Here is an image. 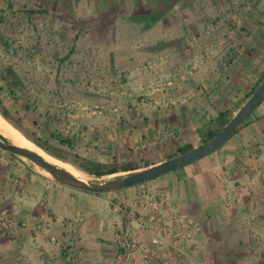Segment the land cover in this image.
Segmentation results:
<instances>
[{
  "label": "crops",
  "instance_id": "crops-1",
  "mask_svg": "<svg viewBox=\"0 0 264 264\" xmlns=\"http://www.w3.org/2000/svg\"><path fill=\"white\" fill-rule=\"evenodd\" d=\"M159 1L147 0L152 9ZM179 1V26L170 17L165 25L167 14H156V21L150 18L124 37L146 42L142 52H130L132 64L124 72L125 87L135 98L116 122L99 124L95 130L90 125L91 140L86 142V158L132 167L109 175L142 169L184 146L199 145L221 119L231 118L264 78V0ZM129 2L111 4L126 8ZM139 3L134 4L141 7ZM58 4L6 0L5 7L46 22V10ZM124 21H117L110 32L121 33L118 27ZM49 22L51 38L56 30L51 18ZM172 24L180 38L171 39ZM149 60L154 61L152 67L142 70ZM169 74L170 84L156 89L155 80ZM156 190L166 195V209L199 227L185 244L179 264H264V99L208 155L106 193L63 185L0 149V264H112L122 222L113 205H131L144 191ZM143 211L146 222L148 211ZM6 215L17 222L14 235L2 224Z\"/></svg>",
  "mask_w": 264,
  "mask_h": 264
},
{
  "label": "rangeland",
  "instance_id": "rangeland-1",
  "mask_svg": "<svg viewBox=\"0 0 264 264\" xmlns=\"http://www.w3.org/2000/svg\"><path fill=\"white\" fill-rule=\"evenodd\" d=\"M3 1L0 0V15L5 16L0 18V96L12 120L20 118V125L34 131L68 160L53 157L39 147L45 154L62 167L78 168L71 161H79L77 156H88L86 142L91 140L88 127L94 126L95 130L100 128L99 124L116 122L126 104L135 98L125 87L124 72L132 64L130 52H142L146 42L136 37L125 41L124 37L132 36L140 23L146 24L150 18L156 21L153 20L156 14H167L165 25L170 17L179 26L180 22H176L183 17L179 12L180 1L160 0L152 9L147 0H125L130 1L126 8L122 4L112 6L113 0H59L57 9L46 10L47 21L51 18L55 23L56 32L51 38L47 35L50 22L47 25L40 16L24 14L18 8H5L6 0ZM135 1H140L141 7ZM145 12L152 14L141 19L140 14ZM121 17L125 21L118 30L122 32H110ZM175 25L172 24L171 39L180 38ZM177 41L182 43L180 39ZM14 76L18 83L11 86L12 94L8 89ZM51 132L62 136L75 134L80 141L70 149L51 137ZM114 176L86 178L99 182Z\"/></svg>",
  "mask_w": 264,
  "mask_h": 264
},
{
  "label": "built area",
  "instance_id": "built-area-1",
  "mask_svg": "<svg viewBox=\"0 0 264 264\" xmlns=\"http://www.w3.org/2000/svg\"><path fill=\"white\" fill-rule=\"evenodd\" d=\"M154 61L141 65L149 70ZM191 67L190 69H194ZM173 75V74H172ZM171 76L155 80V88L161 90L170 84ZM167 198L162 191H144L131 205L116 203L113 210L122 219L116 232V249L112 264H179L184 247L199 227L191 218L182 216L173 209H166ZM143 210L148 211L145 222ZM147 223V225H146ZM2 224L14 235L17 222L10 216L2 218ZM145 231V234L142 233ZM55 241V237L51 236Z\"/></svg>",
  "mask_w": 264,
  "mask_h": 264
},
{
  "label": "water",
  "instance_id": "water-1",
  "mask_svg": "<svg viewBox=\"0 0 264 264\" xmlns=\"http://www.w3.org/2000/svg\"><path fill=\"white\" fill-rule=\"evenodd\" d=\"M263 99L264 78L252 90L251 94L247 97L241 107L231 116L230 119H228V121L214 136L203 141L197 146H194L184 152L177 153L176 155L166 158L161 162L142 169L118 174L110 179H103L99 182L93 181L88 178L81 179L67 169L47 161L35 151L14 144L9 138L1 133L0 149L8 151L15 156L31 162L42 172L46 171L49 174L48 176L51 177L54 181L59 182L63 185L92 193H106L158 177L181 166L192 163L205 155H208L209 153L220 147L234 133V131L252 114L255 108L263 101ZM82 172L85 174V176L91 175L87 172ZM95 177L98 179L103 178L102 175Z\"/></svg>",
  "mask_w": 264,
  "mask_h": 264
},
{
  "label": "trees",
  "instance_id": "trees-1",
  "mask_svg": "<svg viewBox=\"0 0 264 264\" xmlns=\"http://www.w3.org/2000/svg\"><path fill=\"white\" fill-rule=\"evenodd\" d=\"M1 21V19H0ZM69 53V52H68ZM67 57L64 56V59ZM1 71H0V76H1ZM3 79V78H2ZM18 81H17V77L14 76L13 79L11 80V85L8 89L9 93L13 94V88L11 86H15L17 85ZM24 107H26V109H28V105H24ZM0 114L6 119L8 120L15 128H17L20 132H22L26 137H28L33 143H35L37 146H39L40 148H42L44 151H46L48 154L52 155L53 157H56L58 159L61 160H68L66 156H64L62 153L58 152L57 150L52 149L48 144L46 140H42L41 137L37 136L36 133L34 131H28L26 130L22 125L19 124L18 121H20L19 119L17 120H12L10 118V114H9V110L7 109L6 105L4 104L1 96H0ZM227 119H221L218 123V125L207 131V133L205 134V136L203 137L202 141H205L207 139H209L210 137L214 136L221 128L222 126L227 122ZM33 124L38 125V123L36 122V120L32 121ZM45 126H47V124H45ZM236 131V130H235ZM51 137H54L59 144L64 145L70 149H72L80 140L79 137H76V135H54L53 132L50 133ZM192 148L191 146L187 145L184 146L182 148H180L178 150V153L184 152L188 149ZM77 159H80L79 161H71V164H75L79 169H81L84 172H87L91 175L94 176H101V175H109L112 173H115L119 170L121 171H126V170H130L132 169V167L128 164H124L121 165L120 167H118L114 162H110V163H104V162H99L90 158H86V157H80L77 156ZM119 168V169H118ZM142 183V182H141Z\"/></svg>",
  "mask_w": 264,
  "mask_h": 264
},
{
  "label": "bare ground",
  "instance_id": "bare-ground-1",
  "mask_svg": "<svg viewBox=\"0 0 264 264\" xmlns=\"http://www.w3.org/2000/svg\"><path fill=\"white\" fill-rule=\"evenodd\" d=\"M0 133L3 134L4 136H6L7 138H9L14 144L28 148V149H31V150L35 151L36 153H38L39 155H41L47 161L62 167V165L58 164L56 160H54L49 155L45 154L39 148V146H37L32 141L25 138V136L22 134V132H20L17 128H15L10 122H8V120H6L1 115H0ZM63 168L67 169L68 171H70L75 176H77L81 179H86L85 174L76 167H70V168L63 167ZM44 173L49 175L46 171H44Z\"/></svg>",
  "mask_w": 264,
  "mask_h": 264
},
{
  "label": "flooded vegetation",
  "instance_id": "flooded-vegetation-1",
  "mask_svg": "<svg viewBox=\"0 0 264 264\" xmlns=\"http://www.w3.org/2000/svg\"><path fill=\"white\" fill-rule=\"evenodd\" d=\"M44 1H49L50 3H56V4H58V1L57 0H44ZM60 3H65L64 1H61ZM7 7V6H6ZM5 7V8H6ZM4 18L5 16H1L0 15V18ZM54 50H55V52H57V48H54Z\"/></svg>",
  "mask_w": 264,
  "mask_h": 264
}]
</instances>
